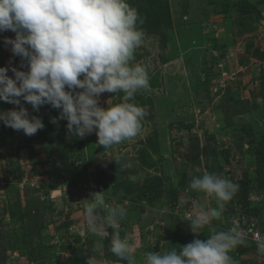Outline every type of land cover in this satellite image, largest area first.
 <instances>
[{"label":"rangeland","instance_id":"374dc122","mask_svg":"<svg viewBox=\"0 0 264 264\" xmlns=\"http://www.w3.org/2000/svg\"><path fill=\"white\" fill-rule=\"evenodd\" d=\"M143 18V42L133 63L146 66L150 87L134 103L147 115L139 134L104 149L95 131L70 135L59 109L43 105L44 128L27 136L0 121V264H126L109 250L112 229L100 237L85 226L84 204L104 191L121 205L119 222L139 264L149 251L180 249L234 226L247 243L230 255L239 264H264L255 231L264 237V0H128ZM0 32V67L27 71ZM9 76H13L9 68ZM102 93L98 103L121 102ZM18 108L0 100V110ZM121 163L133 166L121 169ZM214 173L239 185L222 217L199 234L184 220L192 201L218 207L189 188L193 176ZM136 177L133 182L130 177ZM188 201L181 206L179 200ZM103 215V213H101Z\"/></svg>","mask_w":264,"mask_h":264},{"label":"clouds","instance_id":"9594fccd","mask_svg":"<svg viewBox=\"0 0 264 264\" xmlns=\"http://www.w3.org/2000/svg\"><path fill=\"white\" fill-rule=\"evenodd\" d=\"M143 22L128 0H0V32L15 33V38L5 37L4 43L28 64L27 71L0 67V100L18 106L0 110V121L27 136L43 129L42 119L30 116L23 100L37 112L46 104L59 109L53 124L65 119L68 133L80 138L95 131L104 149L135 138L147 112L132 101L137 92L150 87L146 66L133 63L143 42L144 33L138 27ZM9 68L13 76L7 74ZM105 92L123 93L121 102L101 106L98 100ZM115 161L121 169L133 166ZM130 179L134 182L136 177ZM189 188L218 205L192 201L183 219L192 233L199 234L222 217L224 205L239 185L205 172L193 176ZM186 203L184 198L179 200L181 206ZM83 216L86 229L100 237L93 253L102 252L101 241L112 229L108 250L126 264H138L129 239L120 234L119 222L126 216L123 206L107 204L104 191H98L87 199ZM255 242L257 253L264 255V237L257 236ZM246 243L247 233L234 226L206 240L194 238L179 250L149 251L139 264H239L230 253ZM86 264H101V260L90 255Z\"/></svg>","mask_w":264,"mask_h":264},{"label":"built area","instance_id":"2783aa9c","mask_svg":"<svg viewBox=\"0 0 264 264\" xmlns=\"http://www.w3.org/2000/svg\"><path fill=\"white\" fill-rule=\"evenodd\" d=\"M259 236V232L258 231H255L253 232L252 234L249 235V238L251 240H256V237Z\"/></svg>","mask_w":264,"mask_h":264}]
</instances>
